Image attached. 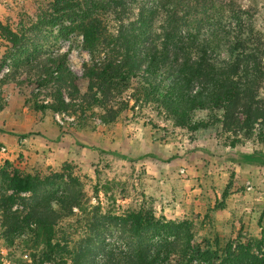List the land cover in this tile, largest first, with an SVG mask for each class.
Masks as SVG:
<instances>
[{
  "label": "trees",
  "instance_id": "1",
  "mask_svg": "<svg viewBox=\"0 0 264 264\" xmlns=\"http://www.w3.org/2000/svg\"><path fill=\"white\" fill-rule=\"evenodd\" d=\"M236 2L53 0L39 12V25L60 27L64 38L81 35L91 53L107 48V61L102 67L86 66L78 78L65 57L39 59L28 68L29 74L36 75L38 92L26 104L35 114L73 116L74 105L65 100L64 91L71 101L89 99L93 108L104 107L115 93L133 90L138 106L154 108L191 136L212 125L219 126L227 147L264 145V33L258 28L257 10L243 9ZM0 37L20 50V29L0 22ZM7 85V77L0 80V88ZM84 86L87 94L81 95ZM46 87L52 91L48 104L40 101ZM108 112L110 122L115 121V113ZM201 113H207V120L195 119ZM65 174L69 183L59 193L57 182L42 170H0L14 193L11 205L18 201L15 195L31 194L22 199L21 212L6 207L7 200L0 204L2 236L8 246L21 248V235L30 236L32 253L18 264H192L195 258L210 264L222 258L220 264L258 261L249 256L250 243L238 245L236 253L232 243L226 245L221 258L218 239L215 250H206L213 244L196 240L191 224L167 222L143 207L131 208L121 217H94L84 228V220L75 213L77 209L88 216L84 185L73 176L70 165L63 167L58 179ZM103 191L108 196L111 186L105 185ZM112 226L126 236V251L106 252L101 229Z\"/></svg>",
  "mask_w": 264,
  "mask_h": 264
},
{
  "label": "rangeland",
  "instance_id": "2",
  "mask_svg": "<svg viewBox=\"0 0 264 264\" xmlns=\"http://www.w3.org/2000/svg\"><path fill=\"white\" fill-rule=\"evenodd\" d=\"M52 1L0 0V22L23 33L18 52L0 37V80L7 77L8 83L0 88V146L7 151L0 153V170H42L57 182L55 190L60 193L69 180L67 174L62 179L58 176L70 165L86 193L88 216L75 209L84 228L94 217H121L131 208L143 207L167 222L191 224L196 240L213 244L206 250H215L218 239L221 258L226 245L232 243L236 253L238 245L250 243L249 256L261 264L264 145L227 147L219 136V126L212 125L191 136L154 108L138 106L133 90L115 93L104 107L93 108L89 99L71 101L64 91L65 100L74 105L73 116L49 111L35 114L27 106L26 100L38 92L36 75L29 74L28 68L36 66L39 59L65 57L78 78L83 77L86 66L102 67L107 61V48L91 53L81 35L64 38L60 27L39 25V12L47 10ZM236 1L243 9L257 10L258 28L264 33V0ZM51 94L46 87L40 101L50 103ZM86 94L84 86L81 95ZM108 111L115 113V121L110 122ZM207 117L201 113L195 119ZM105 185L111 186L108 196L103 191ZM13 195L0 176V204L7 200L4 204L9 207ZM29 197L31 194L15 195L18 201L11 205L12 211H24L22 199ZM2 220L1 209L0 264L27 261L32 253L29 234L21 235V248H10L2 236ZM101 233L106 252L126 251V236L116 227L102 228ZM192 264L210 263L195 258Z\"/></svg>",
  "mask_w": 264,
  "mask_h": 264
},
{
  "label": "built area",
  "instance_id": "3",
  "mask_svg": "<svg viewBox=\"0 0 264 264\" xmlns=\"http://www.w3.org/2000/svg\"><path fill=\"white\" fill-rule=\"evenodd\" d=\"M6 152H7V151H6V148L0 146V153L5 154Z\"/></svg>",
  "mask_w": 264,
  "mask_h": 264
}]
</instances>
